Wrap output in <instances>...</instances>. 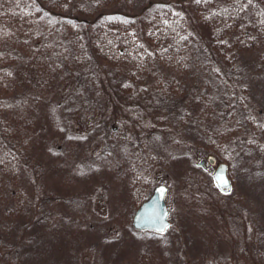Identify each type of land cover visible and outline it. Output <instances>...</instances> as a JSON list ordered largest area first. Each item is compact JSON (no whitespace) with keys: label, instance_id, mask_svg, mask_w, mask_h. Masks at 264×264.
I'll use <instances>...</instances> for the list:
<instances>
[{"label":"rangeland","instance_id":"374dc122","mask_svg":"<svg viewBox=\"0 0 264 264\" xmlns=\"http://www.w3.org/2000/svg\"><path fill=\"white\" fill-rule=\"evenodd\" d=\"M70 1L75 12L73 3L84 1L85 10L96 5L95 0ZM149 1L160 0H117L105 10L137 15ZM165 1L185 13L195 38L183 82H170L164 71L157 85L146 77L131 86L113 66L92 55L87 67L65 70L57 96L43 98L26 88L39 125L53 136L51 144L69 146L63 151L75 179L71 175L74 182H69L67 172L61 175L67 180H61L59 161L43 154L37 174L24 169L20 182L29 219L8 218L0 210V264H264V52L228 53L224 61L210 48L208 30L194 11L196 0ZM96 14L86 19L94 20ZM143 24L137 22L139 36ZM167 89L175 94L160 95ZM30 94L39 99L35 102ZM191 99L200 101L196 112L207 102L209 114L224 119L231 113L246 131L224 140L220 154L208 151L201 124L185 122L194 112ZM249 120H255L261 136L253 144ZM68 137L74 140L66 142ZM209 156L216 164L209 163ZM100 157L115 167L93 182L76 174ZM219 163L227 164L232 182L228 192L213 183ZM129 168L145 179L144 200L156 185L168 187L170 224L160 236L138 230L119 235L114 213L125 198L118 190ZM136 209L126 213L131 221ZM107 240L113 242L107 245ZM245 243L252 246L250 258Z\"/></svg>","mask_w":264,"mask_h":264},{"label":"trees","instance_id":"16d2710c","mask_svg":"<svg viewBox=\"0 0 264 264\" xmlns=\"http://www.w3.org/2000/svg\"><path fill=\"white\" fill-rule=\"evenodd\" d=\"M101 1L95 0V7L89 10H85L84 1L73 3L77 6L78 12H75V8H70V0H0V210L8 218L25 216L29 219L27 193L21 185L20 174L26 168L37 174L41 166L40 154L59 161L63 171L58 169L56 172L62 171L61 174L57 172L61 180L64 179L61 175L67 172L69 182L75 179L67 169L71 164L66 162V150L63 151L69 146L66 143L63 147L51 144L53 136L39 125L33 104L28 103V96L24 95L26 88L36 89L43 98L57 96L65 70L87 67L92 55L107 66H113L131 86L146 77L152 78L157 85L164 71L170 75V82L176 78L183 82L187 76L189 53L195 38L185 13L165 0L149 1L137 15L105 10L117 0ZM95 10L94 20L86 19ZM194 11L208 30L211 50L225 57L224 61L228 60V53L264 52V0H196ZM139 21L144 23V33L140 36ZM234 57L233 60L238 58ZM182 93L184 91L179 92ZM161 94L174 95L175 91L167 89ZM30 96L36 102L38 95ZM199 102L196 99L189 101L194 112L188 113L190 117L185 122L193 121L188 124L191 127L201 124L203 133L208 135V151L220 154L224 140L243 129L239 122L233 121L237 118L231 113L224 119L209 114L207 102L202 111L196 112ZM252 119L256 118L253 116ZM247 123L250 124L247 131L250 143L258 142L261 138L259 126L255 120ZM73 140L68 137L66 142ZM226 160L229 162L228 158ZM111 161L100 157L89 168L77 170L76 174L93 182L115 167L110 165ZM128 174L118 190L125 198L117 202L114 213L122 229L119 235L123 237L132 236L136 230L126 216L128 209L138 208L144 201L145 179L134 168H129ZM55 180L53 178L52 183L56 186ZM150 234L160 236L152 231ZM115 237L118 240V233ZM112 242L106 241L107 245Z\"/></svg>","mask_w":264,"mask_h":264},{"label":"water","instance_id":"95a60500","mask_svg":"<svg viewBox=\"0 0 264 264\" xmlns=\"http://www.w3.org/2000/svg\"><path fill=\"white\" fill-rule=\"evenodd\" d=\"M208 161L214 165L216 158L208 157ZM202 166L204 162H199ZM213 181L222 192H228L232 188V182L227 174V164L219 163L214 171ZM168 190L166 185L160 184L153 188L152 195L136 209L132 217V225L138 231H152L162 234L166 231L170 222L169 210L165 203V195Z\"/></svg>","mask_w":264,"mask_h":264},{"label":"flooded vegetation","instance_id":"af4514ba","mask_svg":"<svg viewBox=\"0 0 264 264\" xmlns=\"http://www.w3.org/2000/svg\"><path fill=\"white\" fill-rule=\"evenodd\" d=\"M216 187V186H215ZM244 247H245V249H246V251H247V258H250V249L252 248V246H251V244H249V243H245L244 244Z\"/></svg>","mask_w":264,"mask_h":264}]
</instances>
